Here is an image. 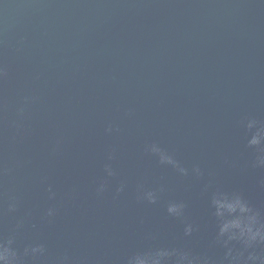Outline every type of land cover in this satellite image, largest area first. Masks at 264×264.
Segmentation results:
<instances>
[{
    "label": "water",
    "instance_id": "95a60500",
    "mask_svg": "<svg viewBox=\"0 0 264 264\" xmlns=\"http://www.w3.org/2000/svg\"><path fill=\"white\" fill-rule=\"evenodd\" d=\"M245 116L264 121V0H0V236L24 218L17 246L47 248L27 264H125L161 243L210 250L206 184L264 209ZM152 143L189 175L160 165ZM140 185L157 203L137 199ZM173 200L199 225L191 237L167 214Z\"/></svg>",
    "mask_w": 264,
    "mask_h": 264
},
{
    "label": "clouds",
    "instance_id": "9594fccd",
    "mask_svg": "<svg viewBox=\"0 0 264 264\" xmlns=\"http://www.w3.org/2000/svg\"><path fill=\"white\" fill-rule=\"evenodd\" d=\"M238 123L243 130L245 146L253 153L251 166L264 168V121L245 116ZM113 130L111 125L105 129L107 133ZM145 151L158 157L160 165L171 166L181 176L189 175V169L159 144L152 143ZM113 159L114 156L109 153V162L104 164L103 169L106 177L117 175L110 163ZM191 173L197 178L204 175L199 165H193ZM107 188V180L102 179L96 187V192L98 195L103 194ZM124 189L125 182L121 181L116 189L117 195ZM137 191L138 200L150 204L157 203L156 190H143V185H140ZM203 192L207 195L209 211L213 218L214 235L209 249H218L219 254L210 250L198 252L174 243H161L134 251L127 257L125 264H264V209L253 206L241 193L225 190L219 185L206 184ZM47 193L49 200L55 199L56 193L52 185L48 186ZM19 207V198L15 195L9 196L7 212L16 213ZM187 208L185 201L173 200L167 203L166 211L170 217L182 221L183 236L191 237L194 232L199 231V225L189 220ZM56 213L55 207H48L44 218H53ZM24 224V218H20L6 236H0V264H27L29 259L36 261L45 256L47 248L44 243H29L22 249L17 246V238ZM66 259L67 257L62 258Z\"/></svg>",
    "mask_w": 264,
    "mask_h": 264
}]
</instances>
